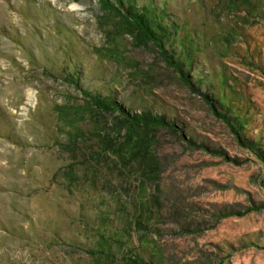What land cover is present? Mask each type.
I'll list each match as a JSON object with an SVG mask.
<instances>
[{"label":"rangeland","instance_id":"obj_1","mask_svg":"<svg viewBox=\"0 0 264 264\" xmlns=\"http://www.w3.org/2000/svg\"><path fill=\"white\" fill-rule=\"evenodd\" d=\"M0 264H264V0H0Z\"/></svg>","mask_w":264,"mask_h":264},{"label":"trees","instance_id":"obj_2","mask_svg":"<svg viewBox=\"0 0 264 264\" xmlns=\"http://www.w3.org/2000/svg\"><path fill=\"white\" fill-rule=\"evenodd\" d=\"M133 16L131 17L132 20V26L133 28L137 29L138 32L141 34L143 38H146L148 40H151L155 44L161 47V35H163V28H161V25H156L152 24L153 20L150 18L145 17V15H138V14H132ZM152 22V23H151ZM162 30V32H161ZM166 58L167 62L179 73L182 74L184 77V72L182 71L181 67L179 66L180 64L177 61L171 60L172 55H164ZM187 79V78H186ZM95 103L98 104L99 106L103 107L104 109H109L113 110L114 102L112 100L105 101V100H100L96 97H94ZM165 120L163 116L161 115H152L147 112H140V113H132L129 114L124 111V115H122L118 120L117 123H114L115 125V132H119L121 129L124 130V135L127 137L126 139H131L132 133L136 132V127H147V126H152L155 127L157 125H163L165 124ZM137 135V133H136ZM112 152H119V148H115V145H109L108 151Z\"/></svg>","mask_w":264,"mask_h":264}]
</instances>
